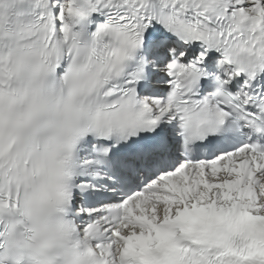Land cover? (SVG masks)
<instances>
[{"label": "snow or ice", "instance_id": "snow-or-ice-1", "mask_svg": "<svg viewBox=\"0 0 264 264\" xmlns=\"http://www.w3.org/2000/svg\"><path fill=\"white\" fill-rule=\"evenodd\" d=\"M0 264H264V0H0Z\"/></svg>", "mask_w": 264, "mask_h": 264}]
</instances>
